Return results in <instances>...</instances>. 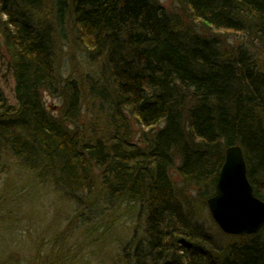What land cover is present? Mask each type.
Returning <instances> with one entry per match:
<instances>
[{
  "label": "trees",
  "instance_id": "obj_1",
  "mask_svg": "<svg viewBox=\"0 0 264 264\" xmlns=\"http://www.w3.org/2000/svg\"><path fill=\"white\" fill-rule=\"evenodd\" d=\"M172 4L0 0V52L10 53L17 100L0 88V159H17L85 224L110 230L120 207L132 209L124 264H264V228L224 241L196 212L235 145L264 201V0ZM66 47L82 67L64 77ZM46 93L61 99L59 111ZM53 250L37 249L32 264L73 263L70 248Z\"/></svg>",
  "mask_w": 264,
  "mask_h": 264
},
{
  "label": "rangeland",
  "instance_id": "obj_2",
  "mask_svg": "<svg viewBox=\"0 0 264 264\" xmlns=\"http://www.w3.org/2000/svg\"><path fill=\"white\" fill-rule=\"evenodd\" d=\"M162 1L168 6L173 5L172 0ZM255 52L259 53V50ZM58 56L62 66L61 76L67 77L68 70L80 65L75 70L78 72L82 67L81 55L75 48L66 47ZM10 60V53L3 47L0 52V88L15 105L16 80ZM44 99L52 110L59 111L61 99L47 93ZM86 105L93 117L97 115L93 121L99 127L105 125L103 114L94 112L95 108L90 103ZM135 130L140 131L137 124ZM171 177L177 185H181V178L175 169L171 171ZM189 195L194 196L193 193ZM197 205L198 220L207 230L224 241L233 236L219 228L204 201L198 200ZM131 211L126 212L124 207H120L107 219L112 229L104 224L105 233L101 235L104 225L85 224L82 219L79 220L78 210L73 204L49 184L36 180L17 159L8 154L0 159V256L8 257L14 263L32 264L37 249L46 255L55 252L53 247L59 248L62 244V248H70L74 256L72 264H124L121 249L136 232Z\"/></svg>",
  "mask_w": 264,
  "mask_h": 264
},
{
  "label": "water",
  "instance_id": "obj_3",
  "mask_svg": "<svg viewBox=\"0 0 264 264\" xmlns=\"http://www.w3.org/2000/svg\"><path fill=\"white\" fill-rule=\"evenodd\" d=\"M207 203L214 221L228 235H253L264 228V201L254 193L239 145L226 150L217 193Z\"/></svg>",
  "mask_w": 264,
  "mask_h": 264
}]
</instances>
